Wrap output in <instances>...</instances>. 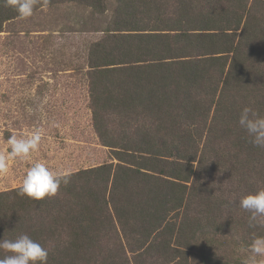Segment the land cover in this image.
Listing matches in <instances>:
<instances>
[{"label":"trees","instance_id":"trees-1","mask_svg":"<svg viewBox=\"0 0 264 264\" xmlns=\"http://www.w3.org/2000/svg\"><path fill=\"white\" fill-rule=\"evenodd\" d=\"M60 5L88 11L99 34L91 106L118 162L42 200L0 191V239L30 235L48 264H243L264 235L239 207L264 188V148L238 123L245 106L264 115V0L46 3ZM18 17L0 0V31Z\"/></svg>","mask_w":264,"mask_h":264},{"label":"rangeland","instance_id":"rangeland-1","mask_svg":"<svg viewBox=\"0 0 264 264\" xmlns=\"http://www.w3.org/2000/svg\"><path fill=\"white\" fill-rule=\"evenodd\" d=\"M88 11L75 5L44 6L0 31V153L8 137L42 129L29 160L10 161L0 191L19 187L32 163L70 173L114 162L96 131L89 91L88 51L98 33ZM250 248L242 249L244 260Z\"/></svg>","mask_w":264,"mask_h":264},{"label":"clouds","instance_id":"clouds-1","mask_svg":"<svg viewBox=\"0 0 264 264\" xmlns=\"http://www.w3.org/2000/svg\"><path fill=\"white\" fill-rule=\"evenodd\" d=\"M13 7L20 18L27 19L41 0H5ZM47 0L41 4L46 6ZM239 125L243 128L250 142L259 148H264V115H260L252 107L245 106L239 114ZM42 140V129H34L28 134H11L7 139L9 151L0 153V175H6L10 161L29 160L37 152ZM71 173L49 167L46 163L35 162L28 168L18 194L35 200L54 197L62 186L70 182ZM239 207L249 213V227L264 225V188L243 195L239 199ZM251 255L243 264H264V235H254L249 245ZM0 250L8 255L0 258V264H48L49 250L28 234H21L15 239H0Z\"/></svg>","mask_w":264,"mask_h":264}]
</instances>
